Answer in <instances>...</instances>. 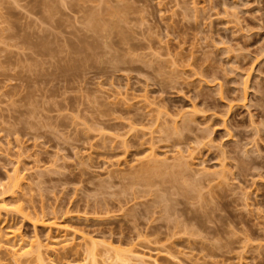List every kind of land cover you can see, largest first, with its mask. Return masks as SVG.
<instances>
[{
	"label": "rangeland",
	"instance_id": "1",
	"mask_svg": "<svg viewBox=\"0 0 264 264\" xmlns=\"http://www.w3.org/2000/svg\"><path fill=\"white\" fill-rule=\"evenodd\" d=\"M1 203L0 264H264V0H0Z\"/></svg>",
	"mask_w": 264,
	"mask_h": 264
},
{
	"label": "bare ground",
	"instance_id": "2",
	"mask_svg": "<svg viewBox=\"0 0 264 264\" xmlns=\"http://www.w3.org/2000/svg\"><path fill=\"white\" fill-rule=\"evenodd\" d=\"M92 19H93V18H91V20H92ZM94 20H95V19H94ZM95 21H96V20H95ZM90 23H91V25L93 24V27H95L94 25H95L97 22H96V23H95V22H93V23L90 22ZM97 24H98V23H97ZM91 25L89 24V26H91ZM95 28H96V27H95ZM97 28H98V26H97ZM97 28H96V29H97ZM45 46H47V45H45ZM44 48H45V47H44ZM46 48H47V47H46ZM91 51H92V50H91ZM83 54H84V53H83ZM243 92H244V91H243ZM242 97H243V96H242ZM242 97H241V98H242ZM243 98H244V97H243ZM251 115H252V114H251ZM251 118H253V117H250V116H249V119H250V120H251ZM250 123H251V122H250ZM253 124H254V123H253ZM258 126H259V125H258ZM251 127H252V126H251ZM251 127H250V128H251ZM253 128L256 129V127H252L251 129H253ZM254 131H255V130H254ZM257 131H258V130H257ZM255 132H256V131H255ZM254 134H255V133H254ZM256 134L258 135L257 132H256ZM243 150H244V149H243ZM243 150H242V151H243ZM251 150H252V149H251ZM244 151H246V149H245ZM253 152H254V151H253ZM242 153H244V152H242ZM245 154H246V153H245ZM243 157H244V156H243ZM259 166H260V165H259ZM256 167H257V166H256ZM254 170H255V169H254ZM260 171H261V170H260ZM258 177H259V176H258ZM17 183H18V182L15 181L14 184H16V185H14V184H13V185H14V186H17V185H18ZM6 207H7V205H5V203H1V204H0V211H2V210H7ZM37 244H38V245H37V248H36V249H37V250H36L37 257H38V258H41V257H42V253H41V252H42V251H41V244L38 243V242H37Z\"/></svg>",
	"mask_w": 264,
	"mask_h": 264
}]
</instances>
